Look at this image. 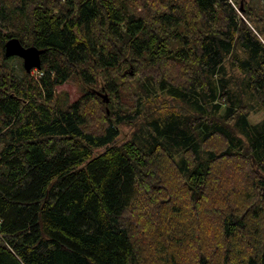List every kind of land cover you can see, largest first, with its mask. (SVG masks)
Masks as SVG:
<instances>
[{"label":"trees","instance_id":"obj_1","mask_svg":"<svg viewBox=\"0 0 264 264\" xmlns=\"http://www.w3.org/2000/svg\"><path fill=\"white\" fill-rule=\"evenodd\" d=\"M231 2L0 0V264H264V14Z\"/></svg>","mask_w":264,"mask_h":264},{"label":"rangeland","instance_id":"obj_2","mask_svg":"<svg viewBox=\"0 0 264 264\" xmlns=\"http://www.w3.org/2000/svg\"><path fill=\"white\" fill-rule=\"evenodd\" d=\"M239 1H240V8H242V3L245 2V3L249 4V5H251L252 8H254V11H255L256 14H258V13L264 14V0H239ZM230 2H231V0H230ZM237 11L240 13V10H237ZM250 27L254 30V28L251 25H250ZM12 62L17 65V62H19V61H18V59H14ZM226 66L228 67L227 63H226ZM60 90H64L67 93V101H65L64 104H67L68 102L75 101L81 95L80 85L76 82V80H71L70 79V80L65 81L62 84L58 85L56 87V91H60ZM100 94H105V93L103 92V93H100ZM100 97H102V96L100 95ZM168 102H169L170 105H174L176 107L182 106L181 103H179L178 101H176L174 99L168 98ZM181 110L184 111V112L188 111L186 106H182ZM130 132H131V128L130 127L123 126L121 128V133L118 136V139H117L116 143H120V142L124 141L125 139L129 138ZM0 149H1V143H0ZM102 150H103V147L95 149L94 154H96V153H98V152H100ZM141 189H144V187L142 186ZM134 207L137 210L139 209L138 205H137V202H136V205ZM205 214H206V210L202 209V211L200 212V216H204ZM133 228L137 231L136 226L133 227Z\"/></svg>","mask_w":264,"mask_h":264},{"label":"water","instance_id":"obj_3","mask_svg":"<svg viewBox=\"0 0 264 264\" xmlns=\"http://www.w3.org/2000/svg\"><path fill=\"white\" fill-rule=\"evenodd\" d=\"M5 56H16L22 59L23 67L29 72L33 67L39 68L42 49L34 45L23 46L16 37L8 38L5 42ZM104 102H108L106 94H100Z\"/></svg>","mask_w":264,"mask_h":264},{"label":"built area","instance_id":"obj_4","mask_svg":"<svg viewBox=\"0 0 264 264\" xmlns=\"http://www.w3.org/2000/svg\"><path fill=\"white\" fill-rule=\"evenodd\" d=\"M35 74H37V73H35Z\"/></svg>","mask_w":264,"mask_h":264}]
</instances>
